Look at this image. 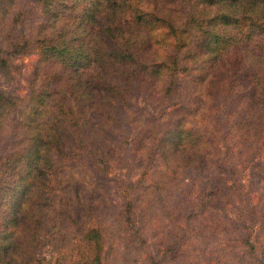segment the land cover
<instances>
[{
    "label": "rangeland",
    "instance_id": "1",
    "mask_svg": "<svg viewBox=\"0 0 264 264\" xmlns=\"http://www.w3.org/2000/svg\"><path fill=\"white\" fill-rule=\"evenodd\" d=\"M196 1L201 0H116L114 8L108 9L107 15L98 19L97 10L99 3L102 4L103 1L95 2L96 6H90L88 0H0V90L10 93L7 99L13 97L4 106L1 115L3 125L0 127V156L19 152L21 147L26 149L30 143L33 125L24 121V115L23 120H20L17 114L23 105L30 108L27 101L32 92L35 94L38 89L34 79L39 78L41 73L61 69L60 72L67 77L73 71L83 72L78 85L72 89L73 92L65 90L73 87L67 86V79L62 82L65 87L61 91V94L64 92V100L58 102L59 107L56 109H60L59 117H68L64 111L67 108L65 103L69 101L70 106L76 110L74 115L84 109L86 116V122L76 127L77 131L74 132L79 138L83 137L84 142L81 146L71 148V155L75 157V172L81 170L87 184H80L79 189L74 191L70 187L76 179H72L70 183L62 180L60 189L53 194L48 191L45 193L46 200L33 204L29 218L27 217L19 228L11 223L4 224L6 203L2 199L0 230L7 229L16 237L11 254L3 258L5 262L87 264V258L82 257V254L87 255L89 251L85 245L79 243L81 236L73 231L79 224L78 218L75 217L76 212L81 218H85L83 222L86 228L91 227L94 222V219L90 220L91 213L101 206L104 207L108 197L120 208L122 198L119 197L126 195L123 193L125 187H129L140 177L142 165L147 166L145 175H150V179L145 178L146 181H142L145 179L141 178V183L135 188L136 192L143 189L149 180L156 179L164 168L168 171L169 166L172 168V164H166L161 153L171 150L174 143L181 141H176L179 137L190 139L187 132L191 131L194 138L197 134L206 138L210 151L217 152L220 149L217 156L228 154L230 166L237 170L236 176L241 187L235 185L237 188L234 186V191H231L224 185L218 191L220 196L214 202L208 199L205 201L204 188L200 189L199 186L194 187L195 196L199 200L188 199L187 185L179 181L162 183L164 186L161 184L160 189L157 187L158 192L162 190L160 193L152 189V195L167 197L174 206H178L177 200L182 198V209L178 215L181 217L178 220L186 234L185 246L169 243L175 245V250L162 254L166 244L162 239L165 238L163 227L147 231L148 241L151 242L149 251L155 254L162 264H180V261L181 264H264V133L257 136L258 142H253L254 138L249 137L253 147L244 153L242 140H237V143L235 139L230 138L222 141L224 129L236 132L235 123L245 117L244 111L251 110L254 115L259 111L264 112V102L261 105L260 98L249 100V95H253L255 90L248 80L247 86L244 85L245 81L237 83L242 99L233 94L225 96L208 88L205 82L209 80L213 70L207 72L202 80V72H193L192 68L198 63L191 61L190 55L185 56V62L175 65L176 69L169 67V61L176 52L174 47L179 44L182 48L193 41V35L182 30L185 21L190 18L196 29L201 30L199 23L213 18L212 15L220 6L216 1ZM193 3V7L196 6V10H200L195 13L197 21L192 13ZM204 4L208 6L209 13L201 12L200 7ZM86 7L90 8L86 10ZM222 8L225 10L226 6L223 5ZM108 27L111 28L110 31ZM229 32L228 28L227 34ZM91 38L95 40L90 41ZM54 41L77 49L79 45L84 47L88 42L94 48L93 43L96 42L101 46L99 54L103 55L107 62L100 63L99 60V63L89 65L91 49L88 48L84 51L88 57L83 53H72L68 64L57 66L53 64L54 60L56 61L52 57L55 52L50 49ZM224 45H227V42ZM121 48H126L127 52L132 54L131 58L121 54L115 58L114 54ZM184 50L183 48L179 52L180 59L184 58ZM48 54L52 56L48 57ZM152 58L164 63L159 76L153 78L145 76L143 72L137 74L144 67L138 63L141 61L148 64L146 69L150 72L148 68ZM75 61L79 65H75ZM241 62L244 66L252 62L249 68L254 67L251 70L256 69V72L259 70L257 60L249 53L243 55ZM134 68L138 71L129 74ZM164 69L171 71L169 74L177 72L174 84L170 85V80L164 76ZM261 72L259 70V73ZM217 73L213 74L217 76ZM128 74V79L122 80ZM169 85L171 91L166 93L165 88ZM259 85L264 86V77H261ZM248 88L253 94L248 93ZM1 101L2 99L0 103ZM11 105L14 110L9 108ZM179 106L185 108L179 110ZM23 113L28 115L27 108ZM254 115L250 113L245 117V121L254 120L255 123L257 119ZM261 118L258 116V120ZM180 121L182 123L176 127V122ZM261 121L258 122L261 124ZM87 123L90 129L95 124L93 130L99 131V140L103 145L91 139L90 133L87 132ZM214 124L220 125L219 131H209V127ZM170 126H173L175 132L163 141L162 135ZM130 136H133L132 141H129ZM86 138L89 143L83 148L82 145L87 142ZM220 139L221 142H218ZM29 149L30 146L24 155L20 154L23 160ZM17 155H14V160L0 164V193L9 187L15 179L14 176L26 167L25 160L20 161V156ZM207 161L206 170H216V160ZM67 162L69 161H64L63 165ZM232 168L230 172L233 174L235 170ZM179 169L180 167L177 168L178 177L188 183L194 171L191 167H184L181 171ZM218 175L225 181V175L221 172ZM11 176L14 179H9ZM63 178L67 179L65 176ZM19 179L16 180L17 183ZM228 180L230 184V179ZM172 183L177 188L172 187ZM169 187H172V192L165 190ZM92 195L94 201H90L86 207L87 200L92 199L89 197ZM1 198L3 197L0 195ZM63 199L65 205L73 209L72 211L67 208L70 214L62 215L60 208H57ZM30 204L32 205V202ZM80 204L84 205V210L74 211V207ZM203 205L215 206L216 209L209 208V211L204 212ZM142 207L136 208L138 215H143L145 208ZM105 211L111 216L115 212L113 208L108 207ZM184 215L189 217H183ZM201 221L204 225H201ZM164 225L166 228L165 223ZM204 226L209 228L206 230ZM170 229H165L168 233L167 242H170V239L173 241L176 235H182L184 231L176 228L173 232ZM157 233L159 236H156ZM245 234L249 243H253V248L247 247L241 240L240 236L243 235V238ZM225 248H229L227 252ZM88 262L100 264L90 260ZM0 264L4 263L0 261Z\"/></svg>",
    "mask_w": 264,
    "mask_h": 264
},
{
    "label": "trees",
    "instance_id": "2",
    "mask_svg": "<svg viewBox=\"0 0 264 264\" xmlns=\"http://www.w3.org/2000/svg\"><path fill=\"white\" fill-rule=\"evenodd\" d=\"M88 1L90 6H96L95 2L103 1L102 4L99 3L100 7H98L99 10H97L98 19L106 16L108 9L111 10L114 8L116 3V0ZM214 1H216L215 3H218L220 6L215 11V14L212 15L214 19L210 18L199 23L201 30L196 29L195 25L190 22V18L188 21H185L182 30L186 31L188 34H192L193 41L188 43L189 46L185 45L180 48L181 45L178 44L174 47L176 48V52H174L175 55L169 61V67L171 69H176L175 65L182 64L181 62H185V56L190 55L192 58L191 61L194 60L198 63L194 68H192L193 72H202V80L205 78V75H207V72L213 70L209 75V80L205 82L207 83L208 88L219 91L225 96L233 94L238 99H242L237 83L245 81L244 85L247 86L248 80L252 85L251 87L255 90V93L253 94V92H249L251 87L248 88V93L253 94L251 96L249 95V100L255 101L257 98H260L262 105L264 102V86H260L259 82H261V77H264V0H208L209 3ZM202 2L203 0L200 2L196 1V3ZM223 5L226 6V11L222 8ZM193 6L194 3L191 7L193 17L195 18V13H197L196 11L200 12V10H196V6ZM88 8L90 7H86L84 9L87 10ZM207 8L208 6L206 4L202 5L200 7L201 12L203 11L204 13H209L207 12ZM228 28L230 29L229 34H227ZM108 30L110 31L111 28L108 27ZM94 40L95 38L90 39V41ZM226 42L227 45H224ZM53 43L54 44L50 47V49L55 52V56L48 54V57H54L56 61L54 60L53 64H56L57 66L68 64L71 60L70 55L72 53H79L83 55L84 51L88 48L91 49L89 52V65L99 63V60L100 63L107 62V60L104 59V56L99 54L101 46H98L96 42L93 43L94 48L92 44L88 42L84 45V47L79 45L78 49L64 43L60 45L57 41H54ZM183 48L185 49V52H182L184 54V58L180 59L179 52ZM248 53L257 60L258 68L262 71L261 73H259V70L256 72V69L251 70L254 67L249 68V65L253 64L252 62H249L247 66L242 65L244 62H241V60H243V55ZM120 54L130 58L132 55L127 52L126 48H121L120 51H117L114 54L115 58H118ZM84 55L88 57V55ZM151 61L152 63L148 68L150 69V72L146 69L148 64H144V62L141 61L138 63L143 64V70L138 71L134 68L132 70L133 72L129 74H134L138 71L137 74L143 72L145 76L149 75V77L153 78L158 77L159 71L164 63L156 61L154 58H152ZM77 63L78 62L76 61L74 62L75 65H79ZM60 70L61 69H53V71L41 73L39 78L35 77L34 80H36L38 89L35 94L32 92L30 99L27 101L30 108L23 105L21 106L22 110H19V114H17L19 115L20 120H23L24 115V121L29 125H33L31 130L33 135L30 137L29 145L26 149L21 147L19 152L14 151V154L10 153L0 156V164L7 163L14 160L15 154H18L17 156H20V154L24 155L27 148L30 146V149L27 151V156H24L26 164V167L24 166L25 169L23 167L24 171H20L19 174L15 176L13 174L15 179L13 176L9 179L13 178L15 181L12 180L9 187L0 193L1 197H3L0 199V202L4 199V202L6 203L4 224L11 223L19 228L26 221L27 217L29 218L31 209H33V204L37 201L43 202L46 200L45 193L47 194L48 191L53 194L58 188L60 189V183L62 180L63 182L65 180L66 183H70L72 179H76L74 185L70 187V189L74 191L79 189L78 187L80 184L83 186L87 184L84 179L85 176H83L81 170L75 172L73 167L75 165V157L71 155V148L81 146L84 142V138H79V136H76L74 132L77 131L76 127L82 126L86 122V116L84 115L85 110L83 109L78 115H74L76 110H74V107L70 106L69 101L65 103L67 108L64 111L66 115H69L68 117H59L60 109H56V107H59L58 102L64 100V92L61 94V91L64 90L65 87L62 82L67 79V86L73 87L70 89L65 88V90L73 92L72 89L78 85L81 78L80 76L83 72L73 71L67 77H64ZM170 72L171 71L168 69H164L163 71L164 76L167 80H170L171 85L177 80V76H175L177 72L169 74ZM215 72H218L217 76L213 74ZM129 74L126 75V78H122V80H127ZM170 85L165 88L166 93L171 91ZM8 94L10 93L0 90V99H2L0 103V127L3 125L1 115L3 113L4 106H6L7 102L13 98L10 97L7 99ZM12 105L9 106V108L14 110ZM83 107H85V104ZM26 108L29 112L27 116L23 113L26 111ZM184 108V106H179V110ZM244 112L245 117H248L250 113L252 116L254 115L251 110ZM29 115L30 118H28ZM254 116H256L257 119L255 123H253L254 120L246 122L245 117L238 120L235 123L236 132L232 133L230 130L224 129L222 131V141L223 139L230 138L235 139V143H237V140L240 142L242 140V147H245V150L242 151L243 153L253 147L251 140L249 141L248 138H254L253 142L254 140L258 142L259 139L257 136L262 135V132L264 133V112L259 111L258 113H255ZM258 116L262 117L259 119L262 120L261 124L258 122ZM180 123H182V121L176 122V127H178ZM94 127H96L95 124L90 129L87 123V132L90 133L91 139H95L101 143L99 140L101 137L99 135V131H94ZM219 128V124H214L209 127V131H219ZM146 132L150 133L147 130ZM174 132L175 130L173 129V126L167 128L164 135H162L163 141L167 139L168 135ZM236 133H238V135ZM187 134L190 136V139L179 137L177 134V137L179 138H177L176 141H181L174 143V147H172L171 150L161 153L166 161V164H172V168L170 169L169 166V171L167 168H164L156 179L149 180V184L147 183L143 189L136 192L135 188L141 183V178L150 179V175H145V169L147 166L142 165V172L140 173V177H138L137 181L131 183L129 187H125V191L123 193L127 196L121 195L119 197L120 199L122 198L120 208L114 204V200L112 201L111 197H108L104 207L101 206L94 211L93 214L91 213L90 220L92 218L94 219V222L91 224V227L88 226L86 228L83 222L85 218H81L80 214L76 212L75 217L78 218L79 224L74 227L73 231H75L78 236H81V241L79 239L80 242H78L82 243V246L85 245L86 249L89 251L87 255L82 254V257L87 258V260H85L87 264H89V260L92 263L100 264H162L159 259L156 258L157 256L149 251L151 242L148 241L149 238L147 233L151 232L156 227H163L165 232V238L162 237V239L166 244L165 250L162 254H168V252L170 253L175 250L174 244H178V246H185L184 236L186 234V230L181 227L183 225H181L178 220V218L181 217L178 215L182 209L180 203L182 198L180 197L181 200L178 198V206H174L167 200V197H162L158 194L152 195L153 193L150 192L152 189H155L157 190L156 193H160L162 190L158 192L159 190L157 187L160 189V185L162 183L169 182L171 184V182L179 181L186 184L187 191L189 192L188 199L192 198L193 201L194 198L199 200V198L195 196L194 189L195 186H199L200 189L204 188L205 201L208 199L210 202H214L217 197L220 196L218 191H220L224 185H227L226 188H229L231 191H234L233 188L235 185L240 186V181L236 176L237 170L232 168L234 166H230V158H228V154L219 157L217 155L221 150L218 149L217 152L210 151L206 138L199 136V134H197L194 138L191 131H188ZM88 138H86L87 142L82 145L83 148H86V144L88 146ZM132 140L133 136H130L129 141ZM214 141H216V138H214ZM218 142H221V139L218 140ZM101 145L103 144L101 143ZM235 145L236 144H234V146ZM256 147L258 146H255V148ZM159 148L161 150V147ZM103 149L105 150L104 146ZM27 157L28 160L26 163ZM18 159L20 161H24L21 156ZM213 159L216 160L214 162L216 170L207 171V160ZM66 160L71 162H67L63 165ZM179 167L180 171L184 167H191L194 171L193 176L188 179V183H186L183 178L178 177L177 168ZM231 168L232 170H235V173L232 174V171L230 172ZM220 172L222 175H225V181H222L218 175ZM63 176L67 177V179H64ZM18 178L20 179L17 183L16 180H18ZM215 178L219 180H216ZM228 179H230V184H228ZM234 180L236 182L233 183ZM142 181H146V179ZM121 183L122 187H124V183ZM173 186L176 185L172 183V187ZM172 187L166 188L165 190L169 189V191H171L170 188ZM127 190H129V192H127ZM89 197L92 199L87 200L86 207H88L89 203H91L90 201L94 199V195ZM31 202L32 205L30 204ZM116 202L118 201L116 200ZM199 204L201 207V202ZM142 206L145 208L143 210V215H138L135 210L137 207L143 208ZM106 207H108V209L113 208L115 210L113 216L109 215L105 211ZM57 208H60L59 212L62 215L70 214L67 208L73 211L72 208L65 205L64 199ZM74 208V211L81 212L84 210V205H76ZM203 208L204 212L209 211V208L216 209L215 206L210 205H203ZM183 217L189 216L184 215ZM55 221H57V218ZM164 223L168 228H171L170 230L173 232L176 228L179 231L183 229L184 231H182V235H176L173 241L170 239V242H167L166 235H168V233L165 231V229L167 230V227L165 228ZM201 225H204L203 221H201ZM203 228L206 227L204 226ZM208 228L209 227H207L206 230ZM10 233L11 232L7 231V229L0 230V261L4 264H8L7 261H4V256L10 255L13 247L15 246L14 238L16 237ZM246 234L248 235L249 233L247 232ZM246 234L243 238V235H241L240 238L244 241L247 247L253 248L254 245L253 243H249ZM10 235H12V237H10ZM156 236H159V234L157 233ZM229 248H225V251L227 252ZM67 251H69L68 248ZM184 252L185 251H183V253ZM179 263L181 264V261ZM77 264H82V262H78Z\"/></svg>",
    "mask_w": 264,
    "mask_h": 264
}]
</instances>
